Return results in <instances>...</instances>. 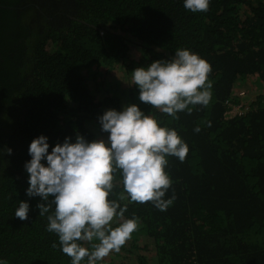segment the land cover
<instances>
[{
    "label": "trees",
    "instance_id": "trees-1",
    "mask_svg": "<svg viewBox=\"0 0 264 264\" xmlns=\"http://www.w3.org/2000/svg\"><path fill=\"white\" fill-rule=\"evenodd\" d=\"M178 48L210 64L213 87L207 106L173 119L139 101L131 72ZM126 104L151 110L189 152L168 157L173 203L129 204L138 230L101 264H264V0H210L197 13L183 0H0V259L70 264L26 195L29 145L106 138L97 117ZM19 201L27 220L14 216Z\"/></svg>",
    "mask_w": 264,
    "mask_h": 264
},
{
    "label": "clouds",
    "instance_id": "clouds-1",
    "mask_svg": "<svg viewBox=\"0 0 264 264\" xmlns=\"http://www.w3.org/2000/svg\"><path fill=\"white\" fill-rule=\"evenodd\" d=\"M210 0H183L192 13L206 12ZM210 64L187 48H178L171 59L156 60L131 72L138 99L173 119L191 106H207L213 87ZM245 109L249 105L241 103ZM228 112V111H227ZM227 119L228 116H226ZM106 138L89 141L80 134L65 137L51 147L48 137L34 138L24 164L26 195L39 197V216L58 241L53 248L70 258V264H101L119 253L138 230L139 218L126 216L129 204L151 205L164 212L175 196L165 199L172 185L168 157L181 163L189 152L178 132L136 104L107 109L97 117ZM199 132L200 128L194 129ZM11 155L12 150L7 149ZM117 188L121 190L116 191ZM15 217L29 218V204L19 201ZM0 264L7 261L0 259Z\"/></svg>",
    "mask_w": 264,
    "mask_h": 264
},
{
    "label": "built area",
    "instance_id": "built-area-1",
    "mask_svg": "<svg viewBox=\"0 0 264 264\" xmlns=\"http://www.w3.org/2000/svg\"><path fill=\"white\" fill-rule=\"evenodd\" d=\"M236 113H240L239 109L236 107H231V109L227 112V114L230 115H234Z\"/></svg>",
    "mask_w": 264,
    "mask_h": 264
}]
</instances>
